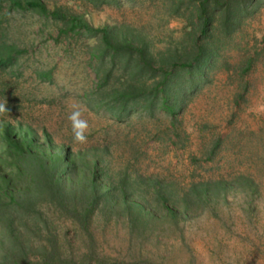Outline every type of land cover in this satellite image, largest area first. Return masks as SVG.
Segmentation results:
<instances>
[{"label": "rangeland", "instance_id": "1", "mask_svg": "<svg viewBox=\"0 0 264 264\" xmlns=\"http://www.w3.org/2000/svg\"><path fill=\"white\" fill-rule=\"evenodd\" d=\"M57 2L83 14L94 27L125 23L141 29L156 48L181 40L186 30L182 17L170 13L163 0L99 7L84 0ZM10 17L12 34L24 40L26 50L18 73L0 71V103L7 100L10 109L0 120L29 123L73 150L106 147L115 181L124 171L131 177L153 176L178 195L192 182H229L221 192L193 202L176 222L158 221L144 231L141 226L131 230L126 218L96 213L87 233L78 221L49 207L56 241L71 243L67 253L142 264H264V0L226 41L218 65L187 101L176 127L160 112L117 121L90 110L80 97L91 84L80 43L55 42L54 24L28 12ZM36 70L49 72L50 79L39 80ZM74 103L90 126L83 145L74 142L68 120ZM242 176L247 180L239 181ZM138 188L148 193L151 187Z\"/></svg>", "mask_w": 264, "mask_h": 264}, {"label": "trees", "instance_id": "2", "mask_svg": "<svg viewBox=\"0 0 264 264\" xmlns=\"http://www.w3.org/2000/svg\"><path fill=\"white\" fill-rule=\"evenodd\" d=\"M84 1L99 7L124 0ZM163 1L170 13L182 17L186 30L181 40L156 48L141 29L125 23L94 27L57 0H0V71H19L26 44L13 36L10 15L28 12L54 24L55 42L82 46L78 51L91 84L80 97L90 110L117 121L160 112L176 127L187 101L218 65L226 41L263 0ZM35 72L39 80L51 77L45 70ZM106 153V147L96 146L73 150L29 123L0 120V264H142L99 254L78 259L67 253L71 243L56 241L46 209L75 219L87 233L96 213L126 218L131 230L141 226L144 231L158 221L176 222L193 202L229 184L221 178L200 180L178 195L171 184L153 176L131 177L124 171L115 181ZM140 185L151 188L147 193Z\"/></svg>", "mask_w": 264, "mask_h": 264}, {"label": "clouds", "instance_id": "3", "mask_svg": "<svg viewBox=\"0 0 264 264\" xmlns=\"http://www.w3.org/2000/svg\"><path fill=\"white\" fill-rule=\"evenodd\" d=\"M7 100L4 103H0V114L9 113L10 109L6 107ZM72 111L68 115V120L71 124V132L74 142L79 144L87 143L88 133L90 130L89 122L83 118L82 110L79 105L72 104Z\"/></svg>", "mask_w": 264, "mask_h": 264}]
</instances>
